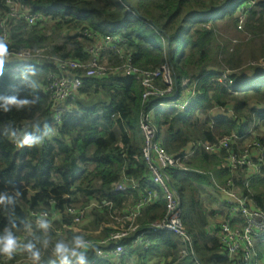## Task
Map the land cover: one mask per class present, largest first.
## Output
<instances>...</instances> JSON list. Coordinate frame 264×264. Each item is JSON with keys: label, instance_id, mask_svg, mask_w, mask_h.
Segmentation results:
<instances>
[{"label": "trees", "instance_id": "16d2710c", "mask_svg": "<svg viewBox=\"0 0 264 264\" xmlns=\"http://www.w3.org/2000/svg\"><path fill=\"white\" fill-rule=\"evenodd\" d=\"M24 1H29L32 10L44 17V22L34 25L30 31L24 30L23 21L12 24L8 50L48 47L51 52L81 59L86 55L84 48L88 40L81 36L79 29L88 26L102 34L118 33L125 37L132 51V62L139 67L154 68L168 55L179 92L193 84L197 90L188 107L180 111L159 106L168 98L152 97L143 104L140 82L133 75L83 77L79 94L86 90H103L108 100L91 105L82 104L77 97L70 100L71 109L63 117L58 132L50 134L51 115L43 91L48 65L3 60L0 65V195L11 197L12 203L5 200L0 204V235L9 229L19 238L26 231L25 219L30 211L53 209L57 216L52 225L47 230L32 225V232L22 243H32L40 251L41 259L35 264H59V259H55L49 249H44V245L55 248L58 240H53L56 234L52 226L57 228L71 222L64 213L67 206L83 208L95 204L90 208L85 227L89 231L100 228L95 236L90 232L80 234L66 230V242L70 245L76 236L102 238L114 230L113 224L127 225L121 217L132 204L136 190H116L122 176L137 180L141 190L156 188L146 171L142 154L143 134L138 124L141 110H151L157 138L175 155L182 154L192 142L213 141L231 132L245 136L252 123L258 119L264 122V68L259 67L249 81H240L233 73L234 94L210 80L220 69L232 70L240 65L239 50L230 47L229 37L219 38L214 21L229 18L237 30L235 12L244 0H226L225 6L216 0ZM221 9L223 11L219 12ZM238 31L248 36L245 40H249L248 43L264 33V0L247 12L244 26ZM154 34L161 36L163 48L153 40ZM58 35L64 37L60 43L55 40ZM260 42L261 52L256 58L264 57V39ZM210 66L215 70H210ZM10 97L29 103L9 104ZM252 100L261 107L250 105ZM226 106H231L230 110H224L228 111L226 114L216 116L211 112L215 107ZM21 121H26L27 127L20 139L30 132L41 137L39 145H13L14 126ZM258 139L264 146V137ZM224 156V151L219 155L211 154L198 146L189 159L197 158L200 166L205 167L221 163ZM186 166V169L171 167L168 172L179 192L183 225L192 240L193 247L188 248L187 255H180L184 243L170 231H151L147 235L151 244L147 247L131 245L134 234L148 229L165 214L161 197L145 204L135 218L134 222L139 225L136 231L102 247L125 244L126 254L136 256L139 264L153 258L170 264H231L233 260L221 252L217 235H206L203 230L207 219L198 202L197 183L208 182L209 177L197 171L195 163L188 161ZM222 169L229 176L227 169ZM261 171L250 178L244 193L264 209V170ZM95 247L85 252L86 259ZM18 251L21 255L15 253L7 264L29 258L26 251ZM95 264L111 263L99 260ZM120 264H129L128 257L123 256Z\"/></svg>", "mask_w": 264, "mask_h": 264}, {"label": "built area", "instance_id": "2783aa9c", "mask_svg": "<svg viewBox=\"0 0 264 264\" xmlns=\"http://www.w3.org/2000/svg\"><path fill=\"white\" fill-rule=\"evenodd\" d=\"M216 1L221 2L223 6L226 5V0ZM259 1L244 0L238 6L235 12L237 29L241 30L243 28L247 12L255 8ZM0 2V40H3L6 45L11 41L12 24L23 21L24 30L30 31L34 25L44 22V17L39 12L32 10L29 1L0 0ZM222 11L221 9L219 12ZM79 33L88 40L84 48L86 55L81 59L62 56L59 53L51 52L48 47L10 49L3 58L5 61H33L48 65L43 91L46 94L51 115L50 134L58 132L63 117L71 109L69 101L78 96L83 86V77L102 78L111 74L133 75L140 82L143 104L149 102L152 97L168 98L166 103L180 111L185 110L196 96L195 84L179 92L168 55L160 65L151 69L143 68L133 64L132 51L128 47L127 39L121 34H102L88 26H82ZM255 64L264 68V57L258 58ZM203 76H206V74ZM210 80L222 84L229 93H236L233 88L234 80L231 69H220L217 74L210 77ZM226 108L223 107V109ZM138 124L143 134L142 154L146 171L156 188L141 190L137 180L122 176L116 185V190H136V196L132 204L126 208L124 215L121 217L122 220L127 221V225L121 227L112 225L114 230L102 238L81 235L89 244V247L82 251L87 252L96 246L92 250V255L87 259L88 264H95L99 260H106L111 264H120L122 257L127 252V245L117 244L111 248H105L102 245L128 237L136 231L139 225L134 222L135 218L141 214L145 204L153 202L159 197L164 200L165 214L162 218L153 221L148 229L134 234L131 245L134 247H147L151 244V240L147 236L151 231H170L176 234L184 243L180 255L188 254V248L191 250L193 247L192 240L183 225L180 195L168 169L171 167L186 169V163L198 146L211 154L219 155L224 151L225 156L222 159V164L229 173L224 184L218 187L227 197L225 214L221 221L213 227V230H209L207 233L217 235L222 250L232 260L238 261L240 264H261V261L264 262V254L262 259L257 254V244L264 241V209L260 208L251 196L240 193V187L237 185L236 180L241 172L245 173L247 170L249 173L242 178L241 182V188H247L251 175L254 173L260 174L261 170H264V146L253 135V126L248 127L246 135H249V137H246L241 145L238 144L240 136L231 132L213 141L192 142L191 146L187 147L182 154L175 155L169 153L157 138L153 113L150 109L141 110ZM26 127V121H21L14 126L13 145L17 146L22 131ZM237 144L239 145L238 150H234L233 145ZM252 149L258 151L256 160H253L251 156ZM50 202L54 204L53 200ZM87 209L88 207L67 206L64 213L71 218V222L62 223V227L73 233L81 232L83 234L84 231L75 228V225L80 224L85 219ZM54 219L55 217L47 209L30 211L25 219L26 231L18 238L20 244L22 245L32 232V225H39L41 221H47L51 226ZM68 246H74V242L68 244ZM45 248L49 249L55 259L58 258L55 248L44 245ZM16 253L20 254L19 251ZM21 259L27 262H24L25 264H32V261L26 257L16 260L14 264H18ZM9 261L10 259L6 255L0 254V264H7ZM157 264L170 263L159 262Z\"/></svg>", "mask_w": 264, "mask_h": 264}, {"label": "crops", "instance_id": "0c3cea01", "mask_svg": "<svg viewBox=\"0 0 264 264\" xmlns=\"http://www.w3.org/2000/svg\"><path fill=\"white\" fill-rule=\"evenodd\" d=\"M253 104L254 103L250 102V105H253ZM255 105H256V107H259V108L261 107V105H259L257 103H255ZM159 106L162 108L170 107V105L166 102L161 103ZM226 107H227L226 109L230 110L229 107H231V106H229V107L226 106ZM216 109H217V107H215L211 112L213 115L217 116L220 113H219V110H216ZM250 126H253V135H255L257 138L264 137V122L262 120L258 119L256 122L252 123ZM259 128L262 130L261 133L256 131ZM246 137H249V135L240 136V138L238 140V144L241 145L246 140ZM238 144L233 145L234 150H238V148H237L239 146ZM257 155H258V151L256 149H252L251 150V156H252L253 160H256ZM189 162L195 163V165L198 166L196 168V170L199 171L203 176L209 177L207 179L208 182L203 181V182L197 183V187H198L197 198H198V202L200 203V205L202 206V208L204 210V214H205L206 219H207V223H206L205 227L203 228L204 233L206 235H210L207 233V231L213 230V227L221 221V219L223 218L225 211H226L227 197L223 192H221L218 189V187L220 185L224 184L228 175H226L227 173H225V171H223V169H222V167H224L222 164V161H221V163L207 164V166H205V167L200 166L201 162L197 158L193 159L192 161L189 159ZM247 173H249L247 170L245 171V173L241 172L240 175L236 178V180L238 182L237 185L240 187V193H242V194H245L244 189H246V188H241V182H242V178L245 175H247ZM257 174L258 173H254L251 175V177H253ZM89 218H90V212H88V210H87V215H86L84 220L88 221ZM84 232H86L87 234H89V232H90L94 236L98 233L97 230L96 231H89L87 229L84 230ZM221 252L223 254H225V252H223V251H221ZM257 254L262 259L263 254H264V241L259 242L257 244ZM126 256L128 257L129 264H139L140 263L137 258H134L135 257L134 255H130V257H129L128 253H127L124 255V257L126 258ZM122 259H123V257H122ZM21 262L24 263L26 261L21 259L18 264H20ZM31 263H33V261ZM157 263H159L158 258H153V259L147 261L145 264H157ZM172 264H177V263L175 262ZM231 264H240V263L238 261L233 260V262ZM261 264H264V262L261 261Z\"/></svg>", "mask_w": 264, "mask_h": 264}, {"label": "rangeland", "instance_id": "374dc122", "mask_svg": "<svg viewBox=\"0 0 264 264\" xmlns=\"http://www.w3.org/2000/svg\"><path fill=\"white\" fill-rule=\"evenodd\" d=\"M208 1H212V0H205V2ZM214 26L217 28V32H218V36L219 38L224 37V38H228L231 39L232 44H230V47L232 49L235 50V48L237 47V49L239 50L240 54H241V62L240 65L238 67H236L235 69H232V74H236V78L240 81L242 80H249L253 75L256 74V72H258L259 70V66H257L255 64V62H257L258 58H256V54L261 52V47L262 44L260 42L261 39H264V33L260 34V35H256L255 36V40L251 43H248V41H245L248 39V36L246 34H243V32L238 31L239 29L235 30L233 28L232 25V20L229 18H222L219 20L214 21ZM64 38L61 35H58L55 40L56 43L59 42L60 43V39ZM243 38V41H242ZM161 48H163V41L161 36L154 34V39H153ZM237 42V43H236ZM65 50V49H63ZM260 58V57H259ZM215 68L214 66H210L209 69L210 70H215L213 69ZM227 68V67H224ZM263 67H260V69H262ZM223 69V68H222ZM230 69V68H229ZM234 80V78H233ZM220 89V88H219ZM106 101L108 100V95L106 92H104L103 90L94 92L92 90H86L83 93H80L77 96V101L81 102L84 105H91L95 102L98 101ZM251 103H254L252 106L256 107L255 100H252ZM216 110H219V113H228V111H224L225 109L223 108H217ZM259 133L262 132V130L259 128L258 130ZM92 207V205L90 204L88 206L89 209L88 212H90V208ZM82 208V207H81ZM50 213L52 216L56 217L57 213L53 210V209H49ZM87 220H82L80 224L75 225V228H80L83 231L86 230L85 225L87 224L86 222ZM115 227H121L122 225H118V224H113ZM52 229L55 230V236L53 237V240H58V242H63L65 244L68 245V243L66 242L67 238L65 235V232L67 230L64 229V227H62L61 225H59L57 228H55L54 226H52ZM78 232V231H77ZM80 234H82L81 232H79ZM85 234H87L85 232ZM193 253V252H192ZM136 258V256L134 257Z\"/></svg>", "mask_w": 264, "mask_h": 264}, {"label": "clouds", "instance_id": "9594fccd", "mask_svg": "<svg viewBox=\"0 0 264 264\" xmlns=\"http://www.w3.org/2000/svg\"><path fill=\"white\" fill-rule=\"evenodd\" d=\"M8 53V47L3 40H0V65L3 63V58ZM7 103L20 106L22 104H27V100H17L15 97H10ZM41 142V137L33 135L30 132L24 133L22 139L17 143V147H23L27 145L32 147L33 145H39ZM19 194V193H17ZM5 200L8 203H12V198L6 195H0V204L4 203ZM41 229L47 230L49 227V222L41 221L39 223ZM89 247L88 242H86L81 236H76L74 238V246L70 247L63 242H58L55 246V252L59 259V264H88L86 259L85 251ZM26 251L29 253V258L35 262L41 259L40 251L35 248L32 243L20 244L18 237L13 231L6 229L5 232L0 235V254L6 255L9 259L18 251Z\"/></svg>", "mask_w": 264, "mask_h": 264}]
</instances>
